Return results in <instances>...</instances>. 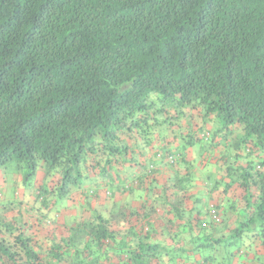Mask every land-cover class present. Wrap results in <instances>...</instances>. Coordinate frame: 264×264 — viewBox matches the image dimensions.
I'll return each mask as SVG.
<instances>
[{
	"label": "trees",
	"instance_id": "16d2710c",
	"mask_svg": "<svg viewBox=\"0 0 264 264\" xmlns=\"http://www.w3.org/2000/svg\"><path fill=\"white\" fill-rule=\"evenodd\" d=\"M195 111L200 132L217 126L204 136L209 142L187 132ZM234 125L239 134L230 139ZM177 140L178 153L162 145L147 160L156 144ZM222 143L231 149L219 152L225 190L238 182L247 212L230 237L215 240L218 250L209 222L196 235L190 227L192 242L182 243L179 230L168 245L146 205L139 213L91 203L104 184L113 193L144 188L151 165L180 166L190 147L213 155ZM230 154L256 162L237 166ZM168 156L176 157L171 165ZM12 161L27 166L28 187L44 163L36 196L58 212L65 207L67 233L40 239L7 207L0 264H191L197 255L194 264H223L245 237L264 264V0H0V164ZM133 165L145 170L126 184L119 171ZM70 201L81 211L72 223ZM215 207L221 221L211 224L220 225Z\"/></svg>",
	"mask_w": 264,
	"mask_h": 264
},
{
	"label": "crops",
	"instance_id": "0c3cea01",
	"mask_svg": "<svg viewBox=\"0 0 264 264\" xmlns=\"http://www.w3.org/2000/svg\"><path fill=\"white\" fill-rule=\"evenodd\" d=\"M212 123L211 121L207 123L205 129L200 132L199 128L201 127V123H195L194 120V124L189 126L187 132H200L199 134L203 138L205 135L210 136L214 130ZM208 140L205 139L206 142H209ZM175 142H159V148L156 144L154 149L148 150L147 160L150 162L154 159L155 161V151L159 150L162 145L164 147H162V150L178 153L176 146L179 144V141L177 140ZM185 156L187 162H184L180 166L170 167L160 161L151 165L150 169H154V172H152L154 174L147 179L144 188H136L128 192L116 190L113 193V191L107 190L104 184L101 186V190L104 191L105 195L107 192V197H111L113 203H115L116 210L119 208H130L133 210L138 209L139 213H142L144 211L140 207L143 205H146L148 210L153 209L151 221L159 233L156 238L161 239L168 245H173L175 241H178L179 235H176V231L179 230L182 232L180 236L183 240L181 241L182 243L184 241L192 242L191 238L193 236L189 232L190 227L193 228L191 232L196 235L200 232V223L202 221H208L210 226L208 227L207 233L210 235V242L218 250L220 243H215V240L220 237L223 240L230 237V229L236 227L237 222L242 218V214L247 212V192L239 187L238 182H235L228 191L225 190L226 183L230 182V178L228 174L224 173L225 163L222 161V157L218 151L213 155L205 152L199 156L197 147L193 146L186 151ZM230 158H232L237 166H246L250 160L256 162L255 156H243L242 158L235 159L233 154H230ZM144 170L139 165H133L132 167H123L119 173L122 175L121 178L124 182L127 178L134 179L142 175ZM236 178L240 179L239 177ZM99 181L107 183L102 177L99 178ZM125 181L126 184H131L130 180L127 179ZM108 192H111V195ZM211 206H217L222 214L223 223L220 225L211 224L208 214ZM104 209L110 211L111 207ZM138 221H134V224L136 225ZM194 239H196V243L202 241L198 237ZM181 242L178 244H181ZM242 242V249L235 255H231V260L225 256L223 264H259L253 250L248 248L251 240L245 237V240H242ZM217 252L218 254L220 252L222 254L224 253L223 251ZM164 257L168 261V257ZM194 259L199 260L200 256L197 255ZM194 259L191 260V264H194Z\"/></svg>",
	"mask_w": 264,
	"mask_h": 264
},
{
	"label": "rangeland",
	"instance_id": "374dc122",
	"mask_svg": "<svg viewBox=\"0 0 264 264\" xmlns=\"http://www.w3.org/2000/svg\"><path fill=\"white\" fill-rule=\"evenodd\" d=\"M195 123L202 124V119L199 115H197L195 111L194 116ZM212 126L214 129L217 127L215 123H212ZM217 130V128L214 130V132ZM239 127L238 125H234L230 128L228 138L233 139L236 138L239 134ZM221 135H218L216 133L215 140L217 141L218 138ZM208 140V139H207ZM223 145L220 147L218 152H224V153H230L231 149L227 146L226 143H222ZM200 146H205V141H202L200 143ZM232 152L235 153V148L232 147ZM44 163H41L37 167V178L34 183V185L29 186L25 183L23 180V176L26 171L28 170L27 166L25 164L18 165V162L12 161L10 164L3 163L0 164V190L3 191L6 195L5 199L0 201V213L4 214V211H7V207H9V213L10 216L15 217L19 219L20 217H23V220H27V225L30 226L32 223L33 226L28 227L31 232L37 233L40 239H44L45 235L47 234H56V235H63L67 233L66 228H64V219L67 216V212L65 210V207H61V209L58 211L55 210L54 206L50 207L46 206L37 199L36 190L37 187H40V185L43 183V165ZM45 174V173H44ZM56 180L58 179L57 176H55ZM45 180V179H44ZM19 192L18 195V201H13L10 199H15V191ZM112 199L107 197V195L104 194V191H99L95 196L91 198V203L95 207H103L106 205H109V202H111ZM84 202L82 199L79 201V203ZM71 204V214L73 218L70 216L71 223L74 222V217H77V219L81 220V211L80 208H76L74 206V202L70 201ZM67 205V206H70ZM29 207L30 212L24 211V209ZM8 212V211H7ZM31 215V216H30ZM36 219H40V223L34 222ZM48 219L51 221L49 222ZM47 223V224H46ZM46 226H45V225ZM50 224V225H48ZM53 236V235H52ZM224 244H228L227 250L229 249L231 242L230 240H226L223 242ZM222 246V248H224Z\"/></svg>",
	"mask_w": 264,
	"mask_h": 264
},
{
	"label": "built area",
	"instance_id": "2783aa9c",
	"mask_svg": "<svg viewBox=\"0 0 264 264\" xmlns=\"http://www.w3.org/2000/svg\"><path fill=\"white\" fill-rule=\"evenodd\" d=\"M248 151H249V149H248ZM158 157L161 158V154H158ZM175 160H176V157H174V156H168L166 158V162L169 164L175 162ZM108 194L111 195V192H108ZM208 214L210 216L211 222L218 223L221 221V217H220L218 210L215 206H211ZM203 225L208 226V221H204Z\"/></svg>",
	"mask_w": 264,
	"mask_h": 264
}]
</instances>
